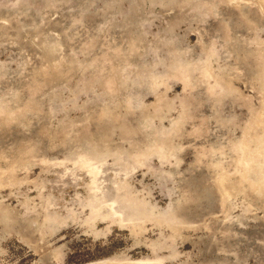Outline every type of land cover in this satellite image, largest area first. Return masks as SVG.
Listing matches in <instances>:
<instances>
[{"label":"rangeland","instance_id":"obj_1","mask_svg":"<svg viewBox=\"0 0 264 264\" xmlns=\"http://www.w3.org/2000/svg\"><path fill=\"white\" fill-rule=\"evenodd\" d=\"M0 264H264V0H0Z\"/></svg>","mask_w":264,"mask_h":264}]
</instances>
